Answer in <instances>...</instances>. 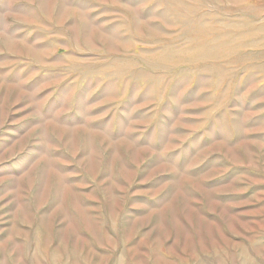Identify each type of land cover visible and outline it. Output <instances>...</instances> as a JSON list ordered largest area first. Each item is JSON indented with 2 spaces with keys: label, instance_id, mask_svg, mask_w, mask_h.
Returning a JSON list of instances; mask_svg holds the SVG:
<instances>
[{
  "label": "rangeland",
  "instance_id": "obj_1",
  "mask_svg": "<svg viewBox=\"0 0 264 264\" xmlns=\"http://www.w3.org/2000/svg\"><path fill=\"white\" fill-rule=\"evenodd\" d=\"M0 264H264V0H0Z\"/></svg>",
  "mask_w": 264,
  "mask_h": 264
}]
</instances>
